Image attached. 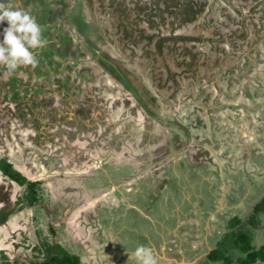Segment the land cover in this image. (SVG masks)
<instances>
[{
	"label": "rangeland",
	"instance_id": "rangeland-1",
	"mask_svg": "<svg viewBox=\"0 0 264 264\" xmlns=\"http://www.w3.org/2000/svg\"><path fill=\"white\" fill-rule=\"evenodd\" d=\"M263 4L21 0L48 43L35 67L0 65V159L43 190L29 206L24 186L0 170V211L10 213L0 223V260L42 262L39 249L48 241L78 253L81 264H136L128 253L139 245L169 264L156 233L166 214L218 209L221 235L235 220L226 218L249 216L264 198ZM168 141L172 152L164 151ZM132 157L136 175L145 162L150 168L140 174L156 178L158 199L135 196L139 212L112 190L117 165ZM172 177L178 194L165 183ZM161 182L162 193L155 192Z\"/></svg>",
	"mask_w": 264,
	"mask_h": 264
},
{
	"label": "crops",
	"instance_id": "crops-1",
	"mask_svg": "<svg viewBox=\"0 0 264 264\" xmlns=\"http://www.w3.org/2000/svg\"><path fill=\"white\" fill-rule=\"evenodd\" d=\"M118 140H117V142H118ZM117 148H119V147H117ZM170 152H172V151L170 150ZM147 153H148V151H147ZM126 162H127L126 165L123 164ZM148 163H150V161H148ZM137 164H139L138 161H135V159L133 158V159H127L125 162H121L119 165H117L116 172L113 171L115 174L114 176H116V179H115L116 183H114L115 186L113 185L112 190H114V192L121 198L122 201L124 200L123 202L126 203V205L129 204L128 206H130V208H129L130 210L139 212L138 211L139 208H137L138 207L137 204H139L141 202L140 200L144 199L145 192L148 194V200H146V202L148 201L150 204L154 203V201L157 200L158 197L155 196V194L151 188L153 182L155 183L156 178H154L153 175L145 176V174H140V173H142V171L146 173L145 170L150 168L149 164H147L146 167L144 166L145 162L143 163L142 166L140 165L138 168L139 169L138 170L139 175L138 174L136 175ZM122 165H125V166H122ZM121 168H125V170H127V171H125V173L122 171L120 173V176H119V174H117V173H119V170ZM110 169H111V166H110V168H108V171H110ZM110 172H112V170ZM126 172H128L130 174L127 175ZM177 172L178 171H176V168H175V171H174L175 176L174 177L178 176ZM174 177H172L171 179L165 178V183L168 185H171V187L176 186L174 184V182H172L174 180ZM182 177H184V176H182ZM130 181H134V182L132 184H128L125 188L126 189L125 191L121 190V189H124L123 188L124 182L130 183ZM138 183H139L140 187H136V185H138ZM162 185H163L162 182L157 184L156 185L157 189L155 192L159 193V191H160V193H162L161 192L162 190L160 189L162 187ZM148 187L150 188V190L147 189ZM174 188H175V192L178 194L180 192V189H176V187H174ZM163 191H165V189ZM187 191L184 190L181 192L180 197H182L181 201H182L183 206H186V204H184V203L186 201L188 203V201L190 200V196L187 195L188 194ZM190 194H191V192H190ZM135 196L140 198V200H135ZM159 196H161V194ZM222 196L224 197V199L222 197V202L218 206L219 208H222V206H225L226 191ZM129 197L130 198L132 197V203L129 200L130 199ZM210 202H211V199H210ZM210 202L208 201V203H210ZM142 205L145 206V204H142ZM163 207L168 208L166 203L164 204ZM202 210L203 209H200V211H197V214H195V216L187 214L188 217L187 216H181V214H179V215L173 214V216L166 214L164 217L163 223H161V222L159 223L161 227L156 229V233L159 234V236H158L159 241L161 240V238H164V242H165L164 246L166 248L165 252H164V258L167 259L166 260L167 263L168 262H169V264H207V263L215 264V263H219V262L226 263V261L223 259L216 260V261H210L208 257L210 255V253L219 246V243L224 238V234L233 230L231 228V223L229 221L232 219H235L237 216H239V217H241V216L239 214H236L233 216V218H232V216L229 219L226 218V220H228V222H229L228 225L230 226L231 230L226 229L224 234L221 235L223 233V232H221V229H220L221 228V226H220L221 220H219L220 221L219 224L216 223V225H219V226L217 228H214L215 227L214 226L215 225L214 224L215 218L220 217V214H219L220 212H218V209L215 210V209L211 208V210L207 209L205 212L204 211L202 212ZM160 212L161 211H159V213ZM161 214H163V213H161ZM145 216L148 217L147 215H145ZM246 216H247V213H246ZM226 217H227V215H226ZM173 223H174V226H173ZM151 226L152 225L150 224L148 227H151ZM210 226H212L211 230H210ZM188 227H190V229H191V231H189V234L186 233L187 232L186 230L188 229ZM161 233H162V235H160ZM164 234H167L168 236L164 235ZM252 234H253V243H254L255 247L259 249L260 247H262L264 245V223L260 227H258L257 229H254L252 231ZM153 238H156V235H153L151 237L147 236L146 240L148 242H152L151 239H153ZM172 238L174 241L179 243L178 246L175 244L174 248H173V244L170 243ZM167 239H170V241H168L169 243H167ZM185 244L188 246V249L184 247ZM184 248H185V252H183ZM167 253L173 254V257L168 259L166 257ZM168 260H170V261H168ZM158 263L159 262L157 261L156 264H158ZM253 264H264V261L257 260Z\"/></svg>",
	"mask_w": 264,
	"mask_h": 264
},
{
	"label": "trees",
	"instance_id": "trees-1",
	"mask_svg": "<svg viewBox=\"0 0 264 264\" xmlns=\"http://www.w3.org/2000/svg\"><path fill=\"white\" fill-rule=\"evenodd\" d=\"M91 28V24H87ZM151 154V153H150ZM0 169L2 172L13 180L24 186V195L28 197L29 206L35 204L39 199V194L43 190L41 182L33 181L18 171L14 165L7 159L0 160ZM10 213L0 211V223L8 220ZM264 220V198L254 206L252 212L246 218L237 216L231 222L232 231L226 233L219 246L214 249L210 255V261L223 259L226 263L236 264H253L257 260L264 261V245L259 249L253 243L252 231L260 227ZM46 251L45 259L35 264H81V257L64 249L60 244H50L48 241L43 242ZM59 250V251H57ZM0 264H18V261H11L3 254ZM210 264V263H207Z\"/></svg>",
	"mask_w": 264,
	"mask_h": 264
},
{
	"label": "clouds",
	"instance_id": "clouds-1",
	"mask_svg": "<svg viewBox=\"0 0 264 264\" xmlns=\"http://www.w3.org/2000/svg\"><path fill=\"white\" fill-rule=\"evenodd\" d=\"M20 5L21 0H0V24L7 23L0 32V65L10 72L22 66L35 67L39 62L37 53L48 43L36 17ZM128 255L135 258L136 264H156L153 250L145 245Z\"/></svg>",
	"mask_w": 264,
	"mask_h": 264
},
{
	"label": "flooded vegetation",
	"instance_id": "flooded-vegetation-1",
	"mask_svg": "<svg viewBox=\"0 0 264 264\" xmlns=\"http://www.w3.org/2000/svg\"><path fill=\"white\" fill-rule=\"evenodd\" d=\"M23 1L27 3V0H23ZM263 5H264V4H263ZM263 44H264V42H263ZM261 45H262V44L257 45V46L254 48V50H256V51H257V50H258V51H261L260 48H259ZM44 48H45V47H44ZM254 50H253V52H254ZM254 64H256V60H255V63H254ZM164 125H165V124H164ZM160 128H161V127H159V129L156 130V131H157V133H155L156 136H158V135H159V136L162 135V132H163L164 129H165V128H163V129H162V128L160 129ZM259 131H264V128H261V129L259 128ZM115 137H116V141H117L118 139L121 138V137H118V136H115ZM161 140H162V139H161ZM262 140H264V137L262 138ZM111 141L113 142V144L115 143V139H112ZM159 141H160V140H159ZM148 142H151V141H148ZM156 142H157V141H156ZM169 143H170V141H168V144H166V145H167V146H166L167 149L164 150V151H169V152H170V148H169V145H170V144H169ZM162 148H164L163 145H162L161 149H162ZM151 152H152V151H150V150L148 151L149 154H150ZM2 159H3V158H2ZM4 159H6V158H4ZM0 160H1V159H0ZM7 160H8V159H7ZM8 161H9V160H8ZM9 162H10V161H9ZM12 164H13V163H12ZM14 167H15V166H14ZM0 170H1V169H0ZM17 170H18V169H17ZM1 171H2V170H1ZM18 171H20V170H18ZM20 172L23 174L22 171H20ZM5 175H6V174H5ZM24 175H25V174H24ZM127 175H128V174H127ZM7 176H8V175H7ZM25 176H26V175H25ZM8 177H9V176H8ZM27 177H28V176H27ZM73 177H74V176H73ZM10 178H11V177H10ZM11 179H12V178H11ZM29 179H30V178H29ZM12 180H13V179H12ZM13 181H15V180H13ZM15 182H16V181H15ZM36 182H38V184H40L39 181H36ZM17 183H18V182H17ZM18 184H19V183H18ZM41 185H42V182H41ZM41 187H42V186H41ZM38 197H39V199H38V200L35 202V204L32 205V206H35V205H37V204L39 203V201H40V194H39ZM259 202H260V201H259ZM259 202H258V203H259ZM258 203H256V204H258ZM256 204H255V205H256ZM255 205H254V206H255ZM254 206L252 207V209L254 208ZM51 229H52L53 232L55 231L53 227H51ZM50 244H51V243H50ZM53 244H54V242H53ZM54 245H56V244H54ZM57 245H58V243H57ZM44 249H45V248H44ZM44 249H43V248L39 249V251L42 252L43 260L45 259V254H46V251H45ZM68 251H69V250H68ZM69 252H70V251H69ZM71 253H72V252H71ZM73 254H78V253H73ZM78 255H79V254H78ZM79 256H80V255H79ZM39 257H41L40 254H39ZM39 257H36V256H35L34 260L36 261V259H39ZM80 257H81V256H80ZM81 259H82V257H81ZM11 261H13V260H11ZM81 261H82V260H81Z\"/></svg>",
	"mask_w": 264,
	"mask_h": 264
}]
</instances>
